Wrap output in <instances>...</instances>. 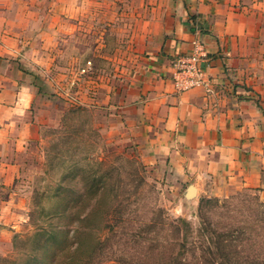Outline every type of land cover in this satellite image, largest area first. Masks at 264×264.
<instances>
[{
    "label": "rangeland",
    "instance_id": "374dc122",
    "mask_svg": "<svg viewBox=\"0 0 264 264\" xmlns=\"http://www.w3.org/2000/svg\"><path fill=\"white\" fill-rule=\"evenodd\" d=\"M124 2L0 0V33L28 48L38 88L0 174V264H264L256 189L189 194L106 110L138 41Z\"/></svg>",
    "mask_w": 264,
    "mask_h": 264
},
{
    "label": "crops",
    "instance_id": "0c3cea01",
    "mask_svg": "<svg viewBox=\"0 0 264 264\" xmlns=\"http://www.w3.org/2000/svg\"><path fill=\"white\" fill-rule=\"evenodd\" d=\"M124 1L119 9L138 41L115 107L106 110L142 128L151 159L187 190L225 197L256 189L264 200V0ZM194 39L208 52V86L178 91L172 61L189 54ZM18 41L9 46L17 40L0 33V174L12 167L13 128L27 126L18 116L38 94L30 51Z\"/></svg>",
    "mask_w": 264,
    "mask_h": 264
},
{
    "label": "built area",
    "instance_id": "2783aa9c",
    "mask_svg": "<svg viewBox=\"0 0 264 264\" xmlns=\"http://www.w3.org/2000/svg\"><path fill=\"white\" fill-rule=\"evenodd\" d=\"M209 63L208 52L203 41H191V52L176 57L172 61L174 69V86L178 91L194 87L206 88L208 86L206 67Z\"/></svg>",
    "mask_w": 264,
    "mask_h": 264
},
{
    "label": "trees",
    "instance_id": "16d2710c",
    "mask_svg": "<svg viewBox=\"0 0 264 264\" xmlns=\"http://www.w3.org/2000/svg\"><path fill=\"white\" fill-rule=\"evenodd\" d=\"M206 203V202H209V199H201L200 202H199V207L201 206L202 203Z\"/></svg>",
    "mask_w": 264,
    "mask_h": 264
},
{
    "label": "water",
    "instance_id": "95a60500",
    "mask_svg": "<svg viewBox=\"0 0 264 264\" xmlns=\"http://www.w3.org/2000/svg\"><path fill=\"white\" fill-rule=\"evenodd\" d=\"M188 191H189V194H194V191H193L192 187H189Z\"/></svg>",
    "mask_w": 264,
    "mask_h": 264
}]
</instances>
